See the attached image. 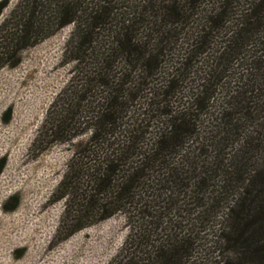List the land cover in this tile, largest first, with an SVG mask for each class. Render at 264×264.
I'll list each match as a JSON object with an SVG mask.
<instances>
[{"label":"trees","instance_id":"16d2710c","mask_svg":"<svg viewBox=\"0 0 264 264\" xmlns=\"http://www.w3.org/2000/svg\"><path fill=\"white\" fill-rule=\"evenodd\" d=\"M206 1L20 0L1 38L14 67L13 53L73 26L75 70L40 136L88 135L56 189L60 229L123 214L111 264H198L213 222V264H264V0Z\"/></svg>","mask_w":264,"mask_h":264},{"label":"rangeland","instance_id":"374dc122","mask_svg":"<svg viewBox=\"0 0 264 264\" xmlns=\"http://www.w3.org/2000/svg\"><path fill=\"white\" fill-rule=\"evenodd\" d=\"M3 1L0 43L4 30L15 23L10 15L20 2L0 3ZM212 3L209 0L201 5ZM244 3L241 0L235 5ZM72 29L69 25L52 31L13 53L9 63L18 59L16 66L10 67L7 61L0 65V160L5 159L0 171V264H111L126 239L127 224L121 213L99 222L87 220L84 227L68 236L60 229L65 205L56 189L74 145L84 142L88 135H79L66 144L55 138L42 139L40 134L51 105L75 70L67 42ZM253 103L250 110L257 104L255 99ZM250 121L243 122V133L255 130L254 121ZM12 196L17 197V206L5 212L3 204ZM178 217L182 221L185 215L181 212ZM215 230L213 222L204 237L205 248L193 252L198 264H213L218 258L216 251L207 256Z\"/></svg>","mask_w":264,"mask_h":264}]
</instances>
